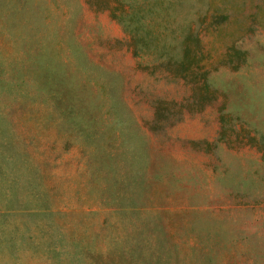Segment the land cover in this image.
<instances>
[{
  "label": "rangeland",
  "instance_id": "1",
  "mask_svg": "<svg viewBox=\"0 0 264 264\" xmlns=\"http://www.w3.org/2000/svg\"><path fill=\"white\" fill-rule=\"evenodd\" d=\"M257 2L195 22L194 90L157 62L172 10L148 54L116 0H0V264H264Z\"/></svg>",
  "mask_w": 264,
  "mask_h": 264
},
{
  "label": "trees",
  "instance_id": "2",
  "mask_svg": "<svg viewBox=\"0 0 264 264\" xmlns=\"http://www.w3.org/2000/svg\"><path fill=\"white\" fill-rule=\"evenodd\" d=\"M226 1V0H225ZM224 0H116V5L111 11V16L121 21L129 34L134 49H142V53L155 52L156 45L152 43L166 44L167 30L165 25L155 27L152 14H161L172 10L181 21H176L172 29V41L170 49L176 48L177 52L163 49L158 52V63L174 74L187 78L194 90L207 86L206 70L200 64L203 58L202 38L199 24H203L210 18V22H219L217 18H226L228 12L221 6ZM126 6V7H125ZM159 7L161 9L156 8ZM189 16V17H188ZM184 17V21H183ZM245 17L250 18L249 23L264 30V0H258L253 11ZM187 19V20H186ZM221 20V19H220ZM209 22V21H207ZM227 52L228 59L235 55L236 58H244V51L231 47ZM159 105L157 104L156 108Z\"/></svg>",
  "mask_w": 264,
  "mask_h": 264
}]
</instances>
